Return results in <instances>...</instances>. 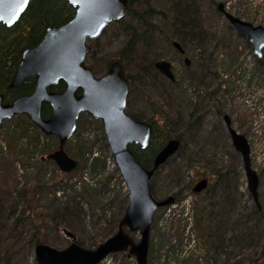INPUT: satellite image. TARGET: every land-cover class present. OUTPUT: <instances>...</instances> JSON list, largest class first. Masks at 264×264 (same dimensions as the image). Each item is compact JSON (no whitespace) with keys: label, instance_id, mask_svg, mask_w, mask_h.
I'll use <instances>...</instances> for the list:
<instances>
[{"label":"rangeland","instance_id":"obj_1","mask_svg":"<svg viewBox=\"0 0 264 264\" xmlns=\"http://www.w3.org/2000/svg\"><path fill=\"white\" fill-rule=\"evenodd\" d=\"M133 1L138 12L150 4L155 11L164 8L166 15L157 11L146 18L147 24L126 15L122 24H110L99 39L90 42L93 48L88 61L102 74L109 62L121 58V52L136 32L138 41L133 52L128 53L133 54V61L139 64L147 51L154 62H171L176 75L173 83L162 75L152 79L135 73L137 83L129 99L132 113L156 122L161 131L181 137L183 143L181 153L164 164L151 181L157 199L181 189L183 193L176 204L160 209L155 215L148 264H264V54L259 58L247 37L218 8L223 3L228 12L264 27V0H191L194 6L191 11L198 8L195 18L199 26L195 31L184 28L187 37L182 40L178 38L182 34L178 25V28L173 25L176 17L173 0ZM175 40L182 43L190 66L179 57L173 46ZM226 115L250 144L252 168L260 177V205L249 191L243 158L233 147L224 122ZM23 121L14 117L0 127V158L13 159L22 185L37 172L38 166L36 158L25 159L20 147L25 132L16 136ZM102 126L101 121L81 116L78 130L66 146L67 152L79 162L75 171L62 175L53 162L38 169L44 172L43 176H56L59 182L56 195L49 190L48 194H39L41 208L49 207L58 198V210L54 212L74 216L76 231L84 243L97 242L91 249L100 244L96 236L99 230L107 228L105 223L111 219H121L129 203L128 190L114 164ZM58 143L56 137L55 141H46V151L38 153V157L56 150ZM31 154L35 155L33 151ZM204 155L230 176L229 197L222 196L217 187L201 195L198 202L192 197L191 189L200 174L212 177L214 183L215 173L203 161ZM94 157L98 159L94 163L97 170L90 171L88 161L92 165ZM106 204L110 208L104 207ZM202 208L206 213L203 223L208 230L206 237L201 238L193 233L190 216ZM199 219L195 226L200 224ZM45 232L55 236L52 229ZM62 234L61 247H65L69 240ZM132 235L137 241L141 238L139 233ZM20 260L16 258L17 264H21ZM24 260L34 263V250ZM102 264H137V261L124 252L110 255Z\"/></svg>","mask_w":264,"mask_h":264},{"label":"water","instance_id":"obj_2","mask_svg":"<svg viewBox=\"0 0 264 264\" xmlns=\"http://www.w3.org/2000/svg\"><path fill=\"white\" fill-rule=\"evenodd\" d=\"M65 1L75 8L74 17L66 23L48 26L36 46L22 51L9 89L17 88L30 78L36 79V85L32 93L21 95L12 102H6L5 95L0 93V126L7 119L26 115L42 133L57 136L59 148L47 158L54 160L61 171L68 173L77 167V161L67 154L65 145L74 136L79 117L82 113H88L93 118L101 119L113 157L129 190V204L117 232L97 248H84L71 232H66L73 240L69 246L60 250L38 244L35 257L38 264H99L111 254L128 251L138 264H147L155 214L175 202L173 196L157 200L152 193L151 181L157 170L179 151L181 141L178 138L169 140L156 154L153 166H144L131 145L147 149L153 125L135 119L126 111L130 81L123 64L113 62L101 77H96L86 65V57L91 51L88 39L100 37L112 21H120L128 9V0ZM30 2L28 0L27 4H23L22 0H0V24L7 27L17 24ZM219 9L231 25L248 38L255 54L262 57L264 27L255 26L229 13L223 3L219 4ZM174 45L183 51L179 43ZM156 66L171 81H175L171 63L159 61ZM60 82L66 84L65 89L53 91L52 87ZM44 104L51 107L49 118L43 117ZM226 119L233 145L244 161L249 191L260 205V178L252 168L250 144L245 135L232 128L228 116ZM207 185L206 179L201 180L193 190L201 192ZM134 232L140 234V241L136 242L131 236Z\"/></svg>","mask_w":264,"mask_h":264},{"label":"trees","instance_id":"obj_3","mask_svg":"<svg viewBox=\"0 0 264 264\" xmlns=\"http://www.w3.org/2000/svg\"><path fill=\"white\" fill-rule=\"evenodd\" d=\"M192 2L193 1L191 0L172 1V8L174 9L176 16L173 25L175 27L178 25V31L182 32L178 37L180 40L184 39L183 37H187L184 28L195 31L199 26L197 18H195L198 8L196 7L192 12L191 8L194 7L191 5ZM135 3L136 1H129L127 15L137 18L142 23L147 24L146 18L150 17L157 11L162 15H166L164 14L166 12L164 8L162 11L158 9L155 11V7L150 6V4H148L149 2L147 3L149 5L147 9L138 12ZM74 13L75 9L63 0H31L28 8L17 24L12 27L0 25V92L5 93L8 101H12L19 95L31 93L35 86V81L29 79L15 89H8L19 64L22 50L26 47L37 44L44 36L45 28L47 26L66 22L72 18ZM122 21H120V24H122ZM191 31L188 32L190 33ZM137 41V33L134 32L126 48L121 52V58L118 59L125 65L131 80L132 89L137 83L138 78L137 75L134 76L135 73H141L144 77L147 76L152 79H157L159 77L154 68V57H151V54L149 55L147 51L145 52V55L140 58L141 60L139 64L133 61V54H131L132 56H130V54L128 55V53L133 52V48H135ZM110 63L111 62H109L107 66ZM53 89L56 91H62L64 89V84L60 83ZM50 113V107L44 105L43 116L47 118L50 116ZM133 115L136 118L141 119V116L135 115L134 113ZM17 118H23L24 120L16 136L22 134V132H25L26 134L25 139L21 142L20 146L24 150L25 159L27 158L28 161L31 157L36 158L35 164L38 166L37 172L34 171L32 173L33 175H30L22 185L19 181L18 169L16 167L17 164L15 165V162L12 161L13 159L8 160L3 156L0 158V264H17L16 258H21V264H29L27 260H24L25 256L29 255L30 257V251H33L36 245L40 243H45L56 248H63L64 245L61 247L62 244L60 239L64 237L62 236V233L65 229L71 231L77 237L79 244L91 248L93 245H96L97 242L90 245L84 243L76 231L77 228L74 224V216L54 212L55 210H58L56 209L57 202L59 203L58 198H54L49 207L41 208L39 194L46 193L48 192L47 190H49L56 195L59 190L57 187L59 182L57 181L58 179H56V176L49 178L47 177V174L43 176L44 172H42V170L38 171L40 166H45L49 162H52L50 160L43 161L42 156L38 157V153L41 155L44 154L47 146L46 141H55V137H45L38 127H36L28 118L23 116ZM153 124V135L148 148L146 150L134 148L137 158L147 168L153 166L155 155L163 148L165 143L173 137L161 131L159 124L156 122H153ZM178 138L182 139L179 136ZM182 149L183 146L179 154ZM31 151H33L36 157L31 154ZM203 157V161H206L209 164L217 177L214 184L215 186L210 188L209 193L217 187V189H220V194L222 196L226 194V196L229 197L230 187L228 184L230 183V176L228 173H222L218 164L209 162V160H212H208L207 156L204 155ZM92 160V165L91 161H88L89 164L87 165L90 171L97 170L94 163H96L98 159L94 157ZM60 174L65 175L62 172H60ZM224 188L227 192H225ZM182 193L183 189L174 193L173 196L176 199H180ZM196 198L200 197L197 196ZM108 205L109 204H106L104 207H108ZM205 214L203 208L200 210L197 209L194 214V222L196 221L197 223L198 217L200 218V224L195 226L200 237H206V232L208 230V227L206 228L204 223H202L203 218H206ZM119 222L120 219H111L109 222L105 223L107 228L100 229L102 231L99 230V234L96 235L97 239L100 240V243L115 233L118 229ZM48 229H52L55 236L46 233L45 231ZM260 254L256 253L257 256ZM32 264H37L36 260H34V263ZM224 264L238 263L224 262Z\"/></svg>","mask_w":264,"mask_h":264},{"label":"flooded vegetation","instance_id":"obj_4","mask_svg":"<svg viewBox=\"0 0 264 264\" xmlns=\"http://www.w3.org/2000/svg\"><path fill=\"white\" fill-rule=\"evenodd\" d=\"M43 38V37H42ZM183 46V45H182ZM183 50H184V52H180V51H178V54H179V57H181V59H183L184 61H185V63L188 65V66H190L191 65V60L187 57V53H186V50L184 49V47H183ZM91 52H92V50H91ZM91 52L89 53V55L87 56V59H86V64H87V66L88 67H90V68H92L93 69V71H94V73H95V75L96 76H102V75H104L107 71H108V69H109V67H110V65H108V66H106V68H105V70H104V72L102 73V74H98V72L96 71V69L95 68H93L91 65H90V63H89V61H88V58H89V56L91 55ZM188 61H190V64H188ZM111 64V63H110ZM172 64V63H171ZM154 68H155V70H156V73H157V75L158 76H160V75H162V77L165 79V80H170L166 75H164L163 73H161L159 70H158V68H157V66H156V62H154ZM172 70H173V65H172ZM174 72V71H173ZM175 74V73H174ZM175 77H176V75H175ZM130 78V77H129ZM30 79H33L34 81H35V84H36V79L35 78H30ZM29 80V79H28ZM177 80V79H176ZM171 81V80H170ZM176 83V82H175ZM62 84H64V87L66 86V84L64 83V82H62ZM35 87V86H34ZM4 95H5V93H3ZM5 97H6V95H5ZM128 107H129V104H128ZM128 109V108H127ZM128 112L129 113H132L129 109H128ZM133 114V113H132ZM88 118H92L90 115H88V114H85ZM224 118V122H225V124H226V128H227V131L229 132V130H228V127H227V119H226V117L224 116L223 117ZM92 119H94V118H92ZM94 120H98V121H101V120H99V119H94ZM101 123H102V121H101ZM103 127V126H102ZM105 131V130H104ZM205 175V174H204ZM201 176H203V175H201ZM201 176H198V179L197 180H199L200 178H203V177H201ZM206 177H208V179H209V181H210V177L207 175ZM209 186L210 185H208V187L206 188V189H204L202 192H200L201 193V195H203V194H205L206 192H207V189L209 188Z\"/></svg>","mask_w":264,"mask_h":264},{"label":"snow or ice","instance_id":"obj_5","mask_svg":"<svg viewBox=\"0 0 264 264\" xmlns=\"http://www.w3.org/2000/svg\"><path fill=\"white\" fill-rule=\"evenodd\" d=\"M22 3L23 4H27L28 3V0H22Z\"/></svg>","mask_w":264,"mask_h":264},{"label":"bare ground","instance_id":"obj_6","mask_svg":"<svg viewBox=\"0 0 264 264\" xmlns=\"http://www.w3.org/2000/svg\"><path fill=\"white\" fill-rule=\"evenodd\" d=\"M183 37V36H182ZM183 38H185L186 39V37H183Z\"/></svg>","mask_w":264,"mask_h":264}]
</instances>
